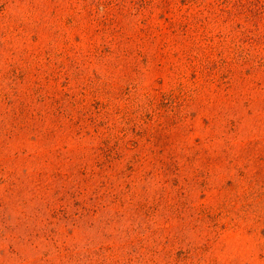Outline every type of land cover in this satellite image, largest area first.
Returning <instances> with one entry per match:
<instances>
[{
    "label": "rangeland",
    "instance_id": "obj_1",
    "mask_svg": "<svg viewBox=\"0 0 264 264\" xmlns=\"http://www.w3.org/2000/svg\"><path fill=\"white\" fill-rule=\"evenodd\" d=\"M0 264H264V0H0Z\"/></svg>",
    "mask_w": 264,
    "mask_h": 264
}]
</instances>
